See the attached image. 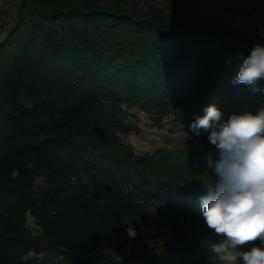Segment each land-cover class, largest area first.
<instances>
[{"label":"trees","instance_id":"trees-1","mask_svg":"<svg viewBox=\"0 0 264 264\" xmlns=\"http://www.w3.org/2000/svg\"><path fill=\"white\" fill-rule=\"evenodd\" d=\"M7 1L0 7V264H214L196 180L213 172L209 152L136 154L121 139L129 131L122 104L173 116L202 143L209 133L196 137L190 125L205 107L216 105L223 120L255 114L264 93L233 79L243 63L237 54L264 43V0H156L147 8ZM211 6L250 22L246 39L207 30ZM147 203L161 208V245L150 243Z\"/></svg>","mask_w":264,"mask_h":264},{"label":"clouds","instance_id":"clouds-1","mask_svg":"<svg viewBox=\"0 0 264 264\" xmlns=\"http://www.w3.org/2000/svg\"><path fill=\"white\" fill-rule=\"evenodd\" d=\"M264 38V33H260ZM233 83L249 86L253 92L264 80V43H255L245 56ZM195 117L190 131L199 137L208 132L218 159L207 157V171L199 174L204 195L200 196L203 221L218 237L211 252L220 264H264V106L253 114L223 113L212 104ZM187 137V133H186ZM190 138V137H188ZM130 237L136 232L127 229Z\"/></svg>","mask_w":264,"mask_h":264},{"label":"rangeland","instance_id":"rangeland-1","mask_svg":"<svg viewBox=\"0 0 264 264\" xmlns=\"http://www.w3.org/2000/svg\"><path fill=\"white\" fill-rule=\"evenodd\" d=\"M103 1L119 2L131 6L137 5L142 8L158 4L156 0ZM7 2V0H0L1 9H7ZM229 2L235 6L238 5L232 0H229ZM3 20L4 17H1V21ZM203 25L207 30L219 35L224 40L234 42L244 41L248 33L252 30V24L242 16L212 6L204 11ZM10 27H12V25ZM5 36L6 32L2 34L0 41H2ZM122 109L124 111L125 123L128 125L129 131L125 134H121V139L123 142L131 145L138 155L154 154L159 149H168L172 151L196 149L218 155L214 146L210 143L194 141L189 134H187L186 137L183 126L173 116L160 118L144 111L138 105L128 106L127 104H122ZM142 212L148 219L152 233H154L150 243L154 246L163 244V238L165 236L162 235V232L167 229H165L162 223L161 208L157 205L147 203L143 207ZM27 226L34 234H41L40 228L35 225L34 219L30 215L27 216ZM202 232L208 240L210 249L212 243L218 242L221 239L214 232H209L208 227H205ZM211 262L220 264L218 258L215 256L212 257Z\"/></svg>","mask_w":264,"mask_h":264}]
</instances>
